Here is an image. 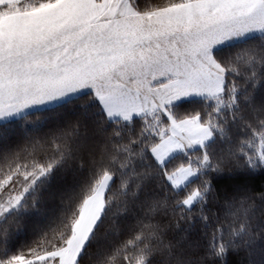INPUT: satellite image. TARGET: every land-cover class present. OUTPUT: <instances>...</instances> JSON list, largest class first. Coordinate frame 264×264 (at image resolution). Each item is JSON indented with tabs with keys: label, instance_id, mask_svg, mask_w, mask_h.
Returning <instances> with one entry per match:
<instances>
[{
	"label": "trees",
	"instance_id": "16d2710c",
	"mask_svg": "<svg viewBox=\"0 0 264 264\" xmlns=\"http://www.w3.org/2000/svg\"><path fill=\"white\" fill-rule=\"evenodd\" d=\"M185 1L129 0L139 14ZM213 58L224 72L222 93L165 110L173 120L198 117L212 138L163 164L151 153L160 138L145 127L155 115L109 120L91 92L0 123V201L16 191L15 179L6 183L11 175L25 171L32 181L46 171L0 219V260L63 248L95 185L109 175L101 216L76 264H264V163L249 161L259 146L264 159V33L220 47ZM230 87L233 107L215 119V132L208 102ZM202 154L207 164L173 187L169 175Z\"/></svg>",
	"mask_w": 264,
	"mask_h": 264
},
{
	"label": "crops",
	"instance_id": "0c3cea01",
	"mask_svg": "<svg viewBox=\"0 0 264 264\" xmlns=\"http://www.w3.org/2000/svg\"><path fill=\"white\" fill-rule=\"evenodd\" d=\"M26 1L0 0L12 9L0 15V123L86 92L109 120L216 97L224 72L213 51L264 33L263 0H187L150 14L132 11L129 0L122 7H111L113 0H53L20 9ZM169 126L170 135L151 150L158 163L211 140L195 119ZM194 176L183 167L168 180L174 186L175 177ZM91 206L82 214L90 215ZM82 245L72 236L58 264H74Z\"/></svg>",
	"mask_w": 264,
	"mask_h": 264
},
{
	"label": "rangeland",
	"instance_id": "374dc122",
	"mask_svg": "<svg viewBox=\"0 0 264 264\" xmlns=\"http://www.w3.org/2000/svg\"><path fill=\"white\" fill-rule=\"evenodd\" d=\"M114 2L116 4L118 2V7H122L121 5L123 4L124 1L123 0H113L111 7L115 6ZM126 4H127V6H129L128 0L126 1ZM41 6H43V5H41ZM25 7L26 6H22L20 9L25 8ZM129 7L132 9V11H134L132 6H129ZM128 9L129 8H126V10H128ZM118 10L120 12H124L123 8L118 9ZM11 11H12V9L2 11L3 13L1 12L0 15L4 14L6 12L9 13ZM231 87H235L234 84H232ZM231 87H230L228 94L226 96L222 95L220 98H217L215 100L208 102V105L212 108V113L208 119V123L213 127L215 132L220 131L217 127L215 119L221 117L220 113L224 112L226 108L233 107L236 92ZM178 102H181V101H178ZM178 102H171L163 108H159L157 110H154L152 112L147 113L149 115H155V117L150 119L149 122L145 125V127L148 130V134H150L153 138H160L159 142H162L166 137H168V135H170L169 124L173 120V118L171 119L170 116H168V114L165 113V110L168 107H170L171 105L176 104ZM30 112H32V111L26 112L23 115H26ZM156 114H158V115H156ZM165 114H166V116H164V117H166L170 121L166 127L165 126L163 127V115H165ZM130 119H132V118L125 119L124 121H130ZM188 119H195V120L199 121L198 117L187 118V120ZM183 120H186V119H183ZM173 121H181V120H173ZM211 138H212V134H211ZM258 151H259V155H257V156L255 155L253 158H250L249 161L253 160L254 163L258 162V161H262L264 163V159L261 155L262 148L260 146L258 147ZM188 152H190V151H188ZM204 155L205 154H202L201 156L199 155V157L194 159V160H196V164L194 163L195 166H193L194 168L190 167V166L188 167L192 173V176H194V175L196 176L198 169L200 171L203 168V166L207 164V158ZM159 164H163V163H159ZM195 167H197L198 169H196ZM45 173H46V171L45 172L42 171L39 175H37L35 180H37L40 176H44ZM21 174H22L21 177L20 176L16 177L17 175H19V172L15 173V175H11V177H9L6 181V183H9L12 180V178L15 179V184H17V187H15L16 191L14 193H10L8 196L5 197L6 200L4 202L0 201V219L4 215H6V213H9L13 210H16L18 205L21 203L23 197L26 196V194L31 190V187L33 186V184L35 182V180L31 181V179L33 177V175L32 176L30 175L31 173H26L25 171H23V173H21ZM187 177H186V179H187ZM190 179H192V178H190ZM111 180H112L111 176L105 175L95 185L93 194L84 203V205L80 211V214L78 216V219L73 226L72 234H71L69 240L72 238V236H75V238H77V241L82 239V241H83V245L81 247L82 249H83L84 245L86 244L92 230L94 229L95 225L97 224V222L101 216V213H102V210L104 207V196H105L106 191H107V189L111 183ZM170 180H171V178H170ZM177 180H178V177H175V182H173V184H174L173 187H175V188H178L182 183H185V182L187 183V181H190L189 179L185 181V178L179 179L180 181H177ZM183 181H185V182H183ZM170 183H171V181H170ZM4 184L0 185V190L2 189ZM13 190H14V188H13ZM91 202L93 203V206H91L92 205ZM94 202H96V203H94ZM89 206H91L90 207V210H91L90 215L86 216V213H85V215H83L82 214L83 210L86 208V211H87ZM77 225L80 226L79 227L80 232L75 229V227ZM86 231H87V233H86ZM68 241L63 248H61L60 250H56L54 252H51L50 254H46L43 256H36L33 258H25V257L9 258L8 260H3V261L0 260V264H58V259H59V258H57L58 254L60 251H62L67 246ZM74 264H76V262Z\"/></svg>",
	"mask_w": 264,
	"mask_h": 264
}]
</instances>
